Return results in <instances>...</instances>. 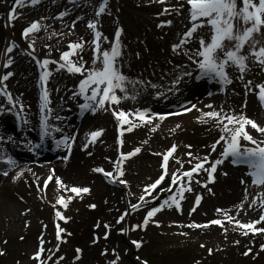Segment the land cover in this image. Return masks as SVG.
<instances>
[{"label":"snow or ice","instance_id":"obj_1","mask_svg":"<svg viewBox=\"0 0 264 264\" xmlns=\"http://www.w3.org/2000/svg\"><path fill=\"white\" fill-rule=\"evenodd\" d=\"M71 2V0H70ZM148 3H152L153 0H146ZM156 3L163 5L160 12L156 13L157 16L168 15L171 13H176L179 15L180 9L187 5V19L189 20V26L180 34L177 43L171 45L172 51L176 52L178 49L183 51V54L187 57L189 61L194 65L195 75L192 70L182 69L180 73L175 75L170 81L172 87L165 89L164 91H155L153 94L156 97L165 96V92L175 93L179 91L176 87L181 84L183 77H190L196 80L202 78H208L209 80L217 81L221 85V91H223V86L230 84L231 80L229 78L226 68L229 66H234L241 74H243L248 69V58L251 57L253 63L261 66V71H264V36L261 34V29L264 28V0H240L239 6L237 5V0H184V4L177 3L175 5L166 3V0H155ZM28 3L34 5L38 3V0H28ZM17 6H24V0H14L11 9L7 12V25L11 26V22L19 16L16 12ZM107 7V0H99L98 6L95 8L96 19H89L87 21L86 27L90 30L92 34V39L90 41H85L83 37L77 40L69 39L66 42V50L59 52L58 60H51L48 57L39 59L33 55L35 51L34 41L29 40L27 47L32 49L33 52L28 53L32 56L36 65L41 69L39 74V82L41 83L40 90V117H39V139L41 142L44 141L46 137L52 136L55 131H60L59 128L54 127L48 123L49 115L51 113V108L48 107L50 101L48 99V90L46 88V82L51 72L48 65L55 64L57 69H65L68 73L79 74L80 79L78 81V92H74L73 96L79 95L83 98V102L79 104V108L82 112L91 111L95 113L97 109H103L105 111H111V114L116 120V129L118 135L116 136L117 152L118 157L112 162V169L105 170L103 167H95L92 171L102 174L110 182L119 183L121 185L127 186L128 181L123 179L124 161L133 155L141 151V146L133 147L130 151H120V146L123 144L122 136L125 132L132 131L135 127L148 126L150 132L156 131L159 127V123L162 122L167 116L170 115H180L182 113L189 112L195 109L200 115L195 117L198 121L202 123H208L212 121L216 127L220 128V135L218 139L214 140L209 146L210 152L216 151L217 145L222 144V148L216 159L209 162L208 154L203 157L193 156L191 151L185 153L188 157H191L189 161L190 168L183 169L184 161L180 159L179 156H174V152L177 148L175 143H172L162 152L153 153L154 155L161 157L160 169L161 171L155 177V179L150 178V182L142 186L141 194L137 197L135 203H129L124 211L116 218V223H121L124 221L126 216L130 215L131 212H136L139 208L144 207L146 204L149 206L145 210V214L142 220L137 224H132L130 229L121 227L118 231L125 233L129 230L144 229L150 223L159 227L160 221L154 219L156 214L162 211L165 207L173 208L177 212L181 211L180 201L184 199L185 190L191 192V181L195 179L193 174H198L201 170L206 173V180L201 181L196 179L195 182L201 186H206L207 183L214 181V172L218 165H220L225 158H231L230 162L235 165H244L247 167L246 175L251 177L250 183L252 186L260 189L264 186V139H257L246 130V126H250L257 133L264 136V124L257 123L254 119L248 117L243 113V111L235 112L231 109L225 111L223 108L213 109L211 104L206 105L209 111H202L197 108L195 103L191 101H185L183 104L177 105V111L175 113L171 112H154L150 108H135V109H123L120 108V102L122 100L131 99L135 100L137 95L143 92L147 88L158 89L159 85L152 83L149 80L143 78L129 77L124 72L120 70L119 58L122 55L120 36L122 28L117 26L114 31L113 39L109 42V47L102 48L101 44L107 42L108 38L103 35V33L98 29V18L101 14L105 13ZM67 15L66 11H61L57 14L56 18H62ZM41 20L44 17L40 18ZM80 16H76L71 24H66L65 27L68 28V36L72 35V29L75 24L80 20ZM171 20H160L157 23V27H163L171 24ZM209 27V36L206 40L203 35H195V40L198 44L196 49L185 48L184 45L188 44L189 41L193 40L194 34L201 27ZM40 20H33L27 26H25L21 31V36L28 39L30 35L34 32H39L41 30ZM52 35L60 36L61 39L64 38L65 33L62 31H54ZM257 37H261L258 39ZM227 41V43H225ZM85 43H88L91 48L90 64L91 67H85V61L83 57L78 56L80 51H83ZM248 45L247 54H242L241 50L245 45ZM16 47L15 43L7 44L5 48L6 53H11ZM46 48H50L49 45H44ZM191 53V54H190ZM138 55V54H137ZM76 57V59H73ZM12 57L9 55L2 63L4 69H8L12 64ZM179 67V66H178ZM13 75L12 71H5L0 75V95L6 98L8 105L10 107H5L4 104H0V113L3 112H13L16 111V118L23 124H27L28 121L24 120L20 115L23 112L24 105L20 103L19 99H14L12 94L8 91L7 85L4 83L9 77ZM243 79V75L240 77ZM245 88L251 92L253 88L256 89V95L260 100L262 106H264V81L260 83L253 84V81L248 80L245 83ZM119 93V94H118ZM166 98V97H165ZM107 105V107H105ZM115 105V107H113ZM244 105H241V109ZM56 119H62V117L57 116ZM126 127H122L125 126ZM180 125L176 124L170 131H175ZM104 129H94L85 134V142L83 143V148H88L90 143H95L96 139L101 136ZM26 139V138H25ZM75 139V135L61 136L59 139H54L53 143L56 148H62L65 150V155L61 157L64 161H67L69 154L71 153L72 142ZM241 140L247 142L245 144L241 143ZM11 141L15 143V140L11 135L3 136L0 135V162L7 165V168L0 171V174L7 176L9 169H18L17 161L3 148V143ZM148 141L145 139L142 144H146ZM41 145L34 144L32 141L27 140L25 147L28 148L30 152L37 150ZM187 148H191V145H185ZM91 153H89L90 155ZM172 159L175 163L179 164V168H174L169 170L168 162ZM106 159H108L106 157ZM193 161H195L193 163ZM207 165V167H205ZM31 172V169H27ZM24 169H18L12 175L11 179L13 181L22 177ZM226 174V173H222ZM168 177V183L166 187L161 186L162 182L165 181V177ZM54 181V184L58 189H63L65 191H70L77 196L82 193H88L89 188L86 186H69L66 185L59 176L55 175L54 169L49 168L47 175L44 177L42 183L40 178L36 177L33 183L36 186L37 192H43L47 187L49 181ZM241 183H244L241 180ZM175 186V190H173ZM211 191V189H208ZM169 192L171 195L166 196L163 202L157 203L156 206H151L149 204L152 200H158L160 193ZM131 194V193H129ZM22 199V197H21ZM71 196H58L55 203L62 205L64 208L67 207V202L71 200ZM202 197L199 193L194 195L193 206L189 209V215L195 211L196 206L199 205ZM248 199V192L245 189L244 200L240 201L237 205H234L235 214H230L229 210L216 208L215 212L220 214L218 218L209 219L203 223H197L195 221L190 222L186 225L189 228H207L210 225L219 226L222 232L226 233L228 228L225 227L224 222L226 221L228 225L232 226L234 231H239L241 235L248 236L249 233L253 235L257 233L264 234V227H255V225L260 224L264 221V191H257L252 197L248 208H252L254 205L260 208V213L257 219H250L247 221H242L236 218L240 213L241 208L244 207V201ZM89 208H95V204H89ZM28 211V209H25ZM56 217L60 220H67L68 218L63 216L60 211L55 212ZM172 223H176L173 221ZM27 226V222H25ZM99 225H96L98 227ZM105 232L104 237L108 236V229L111 227L109 224L105 223L103 225ZM65 232V229L56 226V240L59 242L62 239L61 233ZM182 235H187V233H181ZM70 235V234H69ZM43 233H41V238H38V247L32 253L31 258L36 260L37 264H47V259H42V253H45V248L43 247L45 241L42 238ZM22 239V237H21ZM96 242L95 239L92 241ZM234 244H238L239 241L234 240ZM249 243H252L250 241ZM131 244L136 248H139L142 244L141 240H132ZM58 250L59 244L56 246ZM204 247V245H201ZM261 250H264V243L259 245ZM52 250H48L50 258ZM109 249L105 248L102 254L107 253ZM114 258L108 261V264H118L119 256L115 253V249L111 250ZM211 254L212 249L207 250ZM252 249L246 247L245 251L242 253L247 256ZM81 249H75L74 259L80 258ZM2 254V252H0ZM63 259V257H59ZM139 260V258H137ZM141 264H147V261H141ZM198 264V262H197Z\"/></svg>","mask_w":264,"mask_h":264},{"label":"bare ground","instance_id":"obj_2","mask_svg":"<svg viewBox=\"0 0 264 264\" xmlns=\"http://www.w3.org/2000/svg\"><path fill=\"white\" fill-rule=\"evenodd\" d=\"M56 6L59 11H68L71 15V18L73 19L83 12L81 10L82 8L76 3H70L67 5L61 3ZM16 12L19 13V16L16 19L19 20L18 22L21 26H27L31 21L38 20L35 15L28 13L27 9H23V7H17ZM1 13L2 12H0V14ZM94 18L96 17L91 14L90 19ZM4 20V22L7 23L6 16L4 17ZM14 21L15 19L12 22ZM43 24L44 22L41 24V30L37 32L38 35H40V33L44 30ZM101 25L102 23L99 21L97 26L100 27ZM58 28L59 29L56 31L64 32L65 38L70 37L67 35L68 28L65 27L63 23L59 24ZM77 30L80 32L81 29L74 27L72 29L71 35L76 40L79 39L78 35H76ZM40 36L43 35L41 34ZM58 38L61 37L56 36L55 39ZM29 40H31V37L28 39L22 37V41L26 45H28ZM87 41L88 40H86V42ZM82 53L84 52H80L78 55H81ZM132 57H134L133 54H130L129 52H122L120 70L129 77L143 78L146 80H149L151 77L153 78L151 82L159 85V88H147L143 92L139 93L135 100H122L119 105L120 108L127 110L147 107L154 112H169L168 109L170 103L173 102L172 98L176 97V99H179V97H181L185 101H191L192 103H195L197 108L201 109L202 111H209L210 109L207 108L206 105L211 104L213 109L223 108L225 111H228L229 109L235 112L243 111L245 115L254 119L257 123L264 124V106H262V104L258 103L257 101H254L250 92L245 88L244 80L238 79L236 81L237 83H235V88L239 89V91L233 89V92L231 93L230 90H228L229 84H227L224 85L226 91L223 93L219 92L217 94L214 93V91L209 90L213 93V95L208 93L207 96L201 98V100L198 101L197 99H190L191 94H193V91L196 90V83H190V77H183L181 84L176 86L179 91H176L175 93L165 92V96L156 97L153 93L158 90L164 91L165 89L172 87L170 81L175 75L180 73L182 69L195 71L194 65L187 59L185 55L183 57L178 56L174 59H171L172 57H170L168 54H164L163 65L157 67L153 64H150L143 68H139L140 65L138 64H127L124 62L126 59ZM234 70L235 68L233 69V72L235 76H237V73ZM226 71L228 72L229 77L232 78L233 74H230L228 67L226 68ZM26 74L22 72V75L25 76L26 79H23L21 74L17 75L11 89L13 98H18L20 103L25 106L23 112H21L20 115L24 120L28 121L27 126H24V129L27 132L26 136L19 137V142L24 148L28 149L25 147V143L31 137H35L37 139L36 141H38V144L41 141L39 139V134L33 129L35 126H32V121L37 117L34 113V109L32 110V107H37V98L33 96L34 91L29 89L27 79L28 77ZM193 81L196 82L198 80L194 78ZM198 84H200V81H198ZM32 87L35 88L34 85ZM237 97L239 99H236ZM242 104L244 107L241 109ZM105 107H107V105ZM113 107H115V105ZM18 108L19 105H17L16 111ZM198 115H200V113L193 109L180 115L167 116L162 122L159 123V127L154 132H150L148 126L146 125L135 127L132 129V131L125 132L122 136L123 144L120 146V151H130L133 147L142 146L139 153L124 161V176L122 178L127 180L128 184L125 186L117 183V191L111 190L109 188L107 184V178H105L100 173L92 171V169L95 167H103L105 170H111L112 162L118 157L117 144L115 142L116 136L118 135L116 129L117 122L110 110L105 111L103 109H97L95 113L88 111L83 119H79L78 115L74 116V123L72 119L71 123L68 124L62 132V136L75 135V139L72 142L71 153L69 154L67 161L61 159V157L66 154L65 150L62 148H57L55 151L60 159L58 158L57 162L48 164L35 163L37 158L35 151L30 152L27 150L21 152L17 150V146H15L14 149L18 151L19 156L23 158L24 161H27L28 157L30 159L28 162L18 166V169H24V172L22 177L18 178L17 180L13 181L11 177L18 169L13 170L5 177L0 175V187L2 186L0 188V192L3 189L9 190V193L12 194L26 192L29 194L30 198H28L29 202L27 203L26 208L23 209L24 215L21 214L23 212L19 214L14 213L13 216H5V219L1 218L0 215V228L2 225H6L8 223L10 227H12L14 224L13 227L18 228V223L20 224L22 222L24 228L30 229L31 225H35L37 223L38 218L43 219L47 217V212L49 209L51 210V214L53 213L51 215V220L55 224L60 221V219L55 215L56 211H60L63 216L68 218L67 220L72 221L73 219L80 218V220L77 222L82 223V219L85 217V215H90V213L87 212L88 210L92 212H97V210H100V212H102L104 208L103 212L106 214V219L102 218L103 221L96 224L99 226L96 227L95 225L93 229L100 231L101 227H103L105 223L111 226L107 231L115 229L123 222L121 221V223H116V218L124 211L130 202H136L137 197L141 194L142 186L146 183H149L150 178L155 179V177L161 171L159 167L161 157L154 155L153 153L162 152L172 143H175L177 148L174 152V156H179L180 159L184 161L183 169H188L191 166L187 161L192 158L185 155V153L189 151L193 153L194 157H203L205 154H208L209 162L218 157L223 142L217 145L216 151L210 152L209 146L214 140L218 139L221 130L220 128L216 127L212 121H209L208 123H202L198 121L195 118ZM4 117L7 118L9 115L6 114ZM7 123L9 124V122ZM176 124H179L180 127L174 132L170 131V129H173ZM122 127H126V125ZM99 128L104 129L101 136L96 139L95 143H90L88 148H83L82 145L85 142V134L91 130ZM246 130L249 131V133L255 138L261 135L254 129H251L250 126H246ZM1 134L4 133L0 132V135ZM59 134L55 136L52 133V139H56ZM9 135L13 137L12 133H9ZM3 136H7V134H4ZM14 138L15 137H13V139ZM145 139H147L148 142L146 144H142ZM49 142L51 143L49 144ZM42 143L46 144L47 149H49L48 146L51 148L54 146L53 141H50V137H46ZM241 143L245 144L247 142L241 140ZM185 145H191V148H187ZM89 153L91 154L89 155ZM147 154L150 155V158H142V156L144 157ZM106 157L108 159H106ZM194 162L195 161H193V163ZM168 167L169 170H172L174 168H179L180 165L175 163L170 158ZM205 167H207V165H205ZM29 168L31 169V172L27 171ZM49 168L54 169L55 175L59 176L66 185L86 186L89 188V192L82 193L77 196L70 191L58 189L54 184V181L50 180L45 190L38 193L33 181L36 179V177H39L40 182L42 183L44 177L48 173ZM246 172V169L240 170L231 166L227 163L225 158L223 162L217 166L216 171L213 174L215 177L214 181L207 183L206 186H201L195 182L196 179L201 181L206 180V173L204 171L201 170L198 174H193L195 179L191 181L193 182L191 187L192 191L184 193V200L187 198V194L190 196V198H194V195L199 193L202 199L199 205L196 206L195 211L189 215V209L193 206L194 201L191 199H189L188 202L182 200V202H180V212H177L175 207H165L154 217V219H157L161 222L159 227L150 223L148 228L156 232L163 233L165 235L164 243H166L167 246H179L183 244L184 240H189L190 238L195 241L200 240L201 237H205L204 235L210 234L214 230H221V228L216 225H210L207 228H189L186 225L192 221L203 223L209 219L218 218L220 214L215 212L216 208L229 210L230 214H235V208L233 206L244 200L245 189H247L248 192V199L244 201V207L241 208L240 213L236 216V218L241 219L242 221L249 219L253 212V209L248 208L249 198L251 200V197L254 194L251 193V183L248 181V175H246ZM203 177L205 178L203 179ZM241 180H243L244 183H241ZM167 183L168 177L166 176L165 181L162 182L161 186L166 187ZM208 189H211V191H208ZM173 190H175V186H173ZM168 195H171V193H160L159 199L152 200L149 202V204L154 206L152 205V203H154L156 206L158 201L163 202V199ZM58 196H64L65 198L67 196L72 197V199L67 202L66 208L55 203ZM7 197L8 195L5 193L0 194V200L1 198ZM9 198L10 199L7 204H12L13 198L10 196ZM89 202H91V204H95V208H89ZM146 206L149 205L146 204ZM255 207L258 206L255 205ZM11 209H13V206H11ZM25 209H28V211H25ZM84 212H87V214L83 215ZM133 217L135 216L131 213L130 215L126 216V219ZM173 221L176 223H172ZM25 222H27V226H25ZM224 225L226 228H228V230L233 229L232 226L228 225L226 221L224 222ZM181 233H187V235H182ZM88 243V241H84L83 247L88 246Z\"/></svg>","mask_w":264,"mask_h":264},{"label":"rangeland","instance_id":"obj_3","mask_svg":"<svg viewBox=\"0 0 264 264\" xmlns=\"http://www.w3.org/2000/svg\"><path fill=\"white\" fill-rule=\"evenodd\" d=\"M72 1L78 4L83 11L79 15L81 19L75 24V27L81 29L80 32L77 30L76 35L79 38L83 37L85 41H90L92 34L86 27V21L90 19L91 14L95 16V8L98 6L99 0ZM68 2L70 0H38V3L32 5L28 3V0H24L23 9L25 8L28 13L35 15L41 24L44 22V30L40 33L44 38L38 35L37 32L30 35L31 41H34L35 51L33 52L22 41L21 31L26 25L21 26L18 22L19 20L16 18L14 22H11L10 27L6 26L7 23L4 22V17H7V12L11 9L14 0H0V12H2L0 14V75L5 71H12L13 75L4 82L12 97V84H14L16 76L22 75V72L25 74L27 72L28 85L29 89L34 91L33 96L36 98L40 97L38 90L41 89V83L39 82L41 69L28 53L33 52V55L39 59L48 57L51 60H58L59 52L57 49L62 52L66 50V42L69 39L76 40L73 36L55 39L56 36L52 35L54 31L59 29V24L70 25L71 21L74 20L68 11L67 15H65L66 17L56 18L57 14L61 12L56 5L61 3L67 5ZM166 3L173 5L177 3L184 4V0H166ZM239 3L240 0H237L238 6ZM17 7L20 8L21 6ZM162 7L163 5L156 3L155 0L152 3H148L146 0H107L106 11L98 18V21L102 25L97 27L108 38V41L103 42L101 47H109V42L113 39L115 28L120 26L122 28L120 36L121 51L134 55V57L124 61L127 64H138L140 65L139 68L150 64L159 67L163 65V54L165 53L172 56L173 59L178 56L183 57V51L178 49L176 52H173L171 45L178 42L180 34L189 26L186 11L187 5L185 4L180 9L179 15L173 12L168 15L157 16L156 13L160 12ZM41 17H44V19L41 20ZM166 19L171 20L172 23L160 28L156 26L160 20ZM261 34L264 36V28L261 29ZM195 35H203L207 40L209 27L204 26L199 28L197 33L194 34L193 40L184 45L185 48L194 50L198 47ZM257 38L260 39L261 37ZM12 42L15 43L16 47H14L11 53H6L5 48L7 44ZM46 44L50 48L44 47ZM80 52H84L78 56L83 57L86 62L85 67H91V48L89 44L85 43L83 51ZM241 52L242 54H247V44ZM135 54L138 55L135 56ZM9 55L12 57L13 62L8 69H4L2 63L7 59L6 56ZM150 55H152V58ZM75 58L73 57V59ZM120 63L121 57L119 58V65ZM247 63L249 67L243 74L237 70L238 74L243 75L242 80L245 83L251 80L253 84L264 81V71H261V66L253 63L251 57L248 58ZM48 68L51 72L45 85L50 101L48 107L51 108L48 120L50 124L57 128L61 123V119L58 120L56 117H61L62 108L66 103H74L75 96H73V93L77 92L74 91V88H78V81L81 77L79 74L68 73L65 69H57V65L55 64L50 63ZM23 79H26V77L23 76ZM149 80L152 81L153 78L150 77ZM33 85H36V91L32 87ZM256 91L253 88L252 96L254 98L257 96ZM0 104H4L5 107L8 106L6 98L2 95H0ZM1 131H4L2 127ZM256 138L264 139V136L260 135ZM3 145L7 147L5 143ZM7 154L11 155L9 152ZM142 158H149V155L142 156ZM0 165L3 166L4 163L0 162ZM2 166H0L1 169ZM107 184L111 190L117 191L116 183L109 181ZM251 190V193L255 195V191H264V186L260 189L251 186ZM1 193L8 195L7 198H1L0 200L1 218L5 219L7 215L13 216L14 213L19 214L21 212L24 215L23 209L26 208L29 202V194L26 192L12 194L9 193V190L4 189ZM9 196L13 198L12 204H7L10 199ZM189 198L190 196H188L186 202H188ZM250 201L249 198V203ZM89 203L91 204V202ZM8 205L13 206L14 210ZM147 207L145 205L136 212H131L130 210V213L135 217L130 219L125 218L118 227L108 231L107 238L103 235L105 232L104 227H101L100 231L93 229L94 225L103 221L101 217L106 219V214L103 212L104 208L102 212L100 210H97V212L88 210L87 212L90 215H85L87 212H84L83 215L85 217L82 219V223L77 222L80 218L73 219L72 221L60 220L57 225L65 229V232L61 233L62 239L59 242L56 240L55 223L51 220L53 213L51 214L50 209L47 212V217L43 219L38 218L37 223L31 225L30 229L24 228L22 222L18 223V228H14V224L10 227L9 223L2 225L0 228V252H2L0 254V264H37L36 260L32 259L31 256L38 247V238H41V233H43L42 238L45 241L43 247L46 250L45 253H42V259H47V264H108V261L114 258L112 249H115V253L119 256L118 264H141V261H147V264H197V262L198 264H264V250L259 248V245L264 243V234L261 233L255 235L249 233L248 236H243L239 231H234L233 229L228 230L226 233L222 232V230H214L212 233L204 235L205 237H201L200 240L195 241L190 238L189 240H184L183 244L176 247L167 246L164 243L165 235L148 228V226L142 230H129L122 236V233L118 230L121 227L130 229L132 224L139 223ZM251 209H253L252 215L249 219L243 221L258 218L260 208L254 205ZM255 227H264V221L255 225ZM93 239L96 240L95 243L92 242ZM132 240H141V246L139 248H136L134 245L131 246ZM234 240L239 241V243L234 244ZM84 241L89 242L88 246L83 247ZM250 241L252 243H249ZM57 244H59L58 250L55 247ZM201 245H204V247H201ZM77 247L81 249L80 258L74 259ZM246 247L252 249L247 256L242 254ZM105 248L109 249V251L102 254ZM209 248L212 249L211 254L207 251ZM48 250H52L50 258H48ZM59 257H63V259L58 260Z\"/></svg>","mask_w":264,"mask_h":264}]
</instances>
